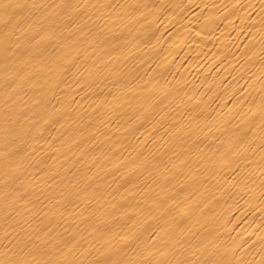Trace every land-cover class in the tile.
<instances>
[{
    "label": "bare ground",
    "instance_id": "6f19581e",
    "mask_svg": "<svg viewBox=\"0 0 264 264\" xmlns=\"http://www.w3.org/2000/svg\"><path fill=\"white\" fill-rule=\"evenodd\" d=\"M0 264H264V0H0Z\"/></svg>",
    "mask_w": 264,
    "mask_h": 264
}]
</instances>
